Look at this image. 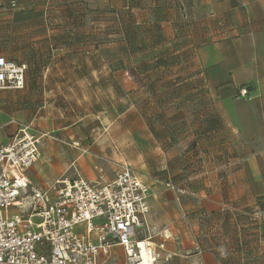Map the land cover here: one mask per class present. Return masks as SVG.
Returning <instances> with one entry per match:
<instances>
[{
  "label": "crops",
  "instance_id": "obj_1",
  "mask_svg": "<svg viewBox=\"0 0 264 264\" xmlns=\"http://www.w3.org/2000/svg\"><path fill=\"white\" fill-rule=\"evenodd\" d=\"M3 56L26 79L0 91V144L40 138L32 185L126 163L159 264H264V0H0Z\"/></svg>",
  "mask_w": 264,
  "mask_h": 264
},
{
  "label": "built area",
  "instance_id": "obj_2",
  "mask_svg": "<svg viewBox=\"0 0 264 264\" xmlns=\"http://www.w3.org/2000/svg\"><path fill=\"white\" fill-rule=\"evenodd\" d=\"M25 79L26 66L0 57V91L24 89ZM39 144L26 129L0 144V264H117L115 248L127 264L169 261L149 226L152 189L140 173L124 163L110 180L101 173L95 183L77 176L36 187L26 173L41 160Z\"/></svg>",
  "mask_w": 264,
  "mask_h": 264
},
{
  "label": "trees",
  "instance_id": "obj_3",
  "mask_svg": "<svg viewBox=\"0 0 264 264\" xmlns=\"http://www.w3.org/2000/svg\"><path fill=\"white\" fill-rule=\"evenodd\" d=\"M13 5H14V6H13ZM13 5H12V7H15V6H16L15 4H13Z\"/></svg>",
  "mask_w": 264,
  "mask_h": 264
},
{
  "label": "rangeland",
  "instance_id": "obj_4",
  "mask_svg": "<svg viewBox=\"0 0 264 264\" xmlns=\"http://www.w3.org/2000/svg\"><path fill=\"white\" fill-rule=\"evenodd\" d=\"M41 150V149H40Z\"/></svg>",
  "mask_w": 264,
  "mask_h": 264
}]
</instances>
